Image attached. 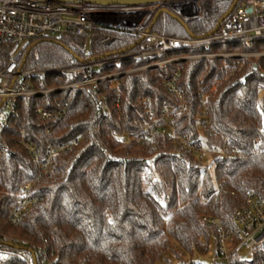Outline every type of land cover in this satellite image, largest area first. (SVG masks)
<instances>
[{"label":"trees","instance_id":"1","mask_svg":"<svg viewBox=\"0 0 264 264\" xmlns=\"http://www.w3.org/2000/svg\"><path fill=\"white\" fill-rule=\"evenodd\" d=\"M233 2L201 0L199 17L188 23L192 34L207 36ZM151 31L190 39L185 28L166 14ZM33 43L37 45L28 54L25 49L23 69L70 67L107 54H130L139 50L140 37L98 28L91 40L74 35ZM238 50L264 51V40L211 49ZM9 59L6 49L2 65ZM133 65L127 62L123 68ZM114 71L109 67L100 74ZM175 71L181 74L178 87L185 109L164 86ZM161 73L128 74L116 79V87L102 82L98 94L85 87L18 101L17 118L0 143V250L10 253L8 264H27L21 253L31 257V264H188L195 253L208 252L216 233L204 217L234 226L235 211L251 193L264 197V58L184 61ZM80 78L52 74L35 80L34 86L59 89ZM102 97L108 114L99 119ZM63 106L67 114L60 121H44L36 113L38 108ZM165 107L170 109L169 123L163 120ZM165 126L172 127L171 136L151 133V127ZM23 128L42 158L49 145L74 140L78 145L56 156L53 170L40 176L32 154L19 144ZM113 133L125 135L127 141H119ZM199 137L211 147L223 146L228 139L239 154L235 159H215L211 170L177 142ZM5 143L14 151L11 157ZM27 183L34 184L39 201L14 226L10 217ZM7 238L27 246H12ZM232 264H264V244L251 260L235 256Z\"/></svg>","mask_w":264,"mask_h":264},{"label":"built area","instance_id":"2","mask_svg":"<svg viewBox=\"0 0 264 264\" xmlns=\"http://www.w3.org/2000/svg\"><path fill=\"white\" fill-rule=\"evenodd\" d=\"M170 7L169 2L142 7H103L60 3L54 0H0V143L4 141L7 130L11 129L12 121L17 118V105L20 99L48 96L57 91L85 87L98 94L99 84L102 82L110 81L111 85L116 87V79L147 70H154L157 76H162V70L174 63L235 57L233 54L223 55L222 52L211 51L214 46L228 43L250 46L256 40H264V0H246L239 3L215 35L194 39H180L148 32L151 22L148 20L149 17H153L163 8ZM98 28H110L137 35L140 37L139 50L130 54L91 59L70 67L48 70L23 69L21 61L25 49L32 42L42 38L60 39L74 35L91 40ZM5 46L13 47L14 50H9V62L3 66L2 55ZM178 52L188 53L175 55ZM127 62L134 65L123 68ZM109 67L115 71L100 74ZM205 67H208L207 64ZM52 74L64 75L68 80L79 76L81 78L59 89L35 88V80L43 81L46 76ZM180 77V71H175L164 82V86L176 94L181 101V107L185 109L183 94L178 87ZM149 103L150 100L147 99L146 104ZM97 108L99 119L108 114L107 101L104 97ZM36 113L44 121H60L67 114V106L53 110L38 108ZM149 114L153 115V112L149 110ZM163 120L166 123L171 121L168 107H165ZM172 131L170 126L161 129L151 127V133L171 136ZM49 133L50 130L47 134ZM113 137L123 143L127 141L125 135L113 133ZM177 142L179 146L207 163L211 170L215 167V159H235L239 154V150L233 147L228 139L223 140V146L212 147L204 137L181 138ZM19 144L32 154L38 164L39 174L43 176L53 170L55 157L77 146L78 140L59 147L49 145L48 154L42 158L39 151L26 140V131L23 128L19 133ZM5 147L7 156L11 157L14 151L6 143ZM33 186L34 184L27 183L21 187L19 204L10 217L12 225L16 226L25 213L37 205L39 200L33 193ZM217 188V192H220V187ZM203 221L207 225L215 226L216 233L211 236L208 252L197 254L189 264H232L235 256L241 260H251L255 251L264 244V197L251 193L245 205L235 211L234 226H228L220 218L204 217ZM8 240L13 245L20 243L16 238ZM20 244L27 246L26 242ZM20 257L27 264L33 261L26 253H21ZM9 260L10 253L0 250V264H8Z\"/></svg>","mask_w":264,"mask_h":264},{"label":"water","instance_id":"3","mask_svg":"<svg viewBox=\"0 0 264 264\" xmlns=\"http://www.w3.org/2000/svg\"><path fill=\"white\" fill-rule=\"evenodd\" d=\"M60 3H73V4H91V5H98L103 7H110V6H123V7H142V6H150L155 4H160L162 2H169L171 3L170 8H163L159 10L153 17H149L148 20H151L148 32L151 31L153 25L158 20V18L166 14L170 16L175 21L179 22L185 30L188 32L190 38L194 39L195 37L188 27V23L197 19L200 15V7H199V0H54ZM241 0H234L230 9L224 14V16L219 20L215 29L210 32L205 38L211 37L215 35L222 23L226 20V18L232 14V12L236 9L239 5ZM251 10L249 9V12ZM37 45V43L31 44L27 49V54ZM117 53L107 54L106 57L114 56ZM80 62H83L80 60ZM14 246L13 244H11ZM35 261V254L32 252ZM36 264V262H35Z\"/></svg>","mask_w":264,"mask_h":264},{"label":"rangeland","instance_id":"4","mask_svg":"<svg viewBox=\"0 0 264 264\" xmlns=\"http://www.w3.org/2000/svg\"><path fill=\"white\" fill-rule=\"evenodd\" d=\"M201 0H199L200 2ZM243 45H246V44H243ZM5 50H10V51H13L14 48L10 46H5ZM10 48V49H9ZM89 48H87L88 50ZM223 55H229V54H233L235 57H229V58H243L244 60H250V61H256L258 60L259 58H264V51H259V52H256V51H253V50H248V51H242V50H238V51H232V52H222ZM239 55V56H238ZM241 55V56H240ZM237 56V57H236ZM222 59H228V58H222ZM197 254H200V253H195V255L193 257H195ZM190 263V261H188V264ZM157 264H164L162 261L158 262Z\"/></svg>","mask_w":264,"mask_h":264}]
</instances>
